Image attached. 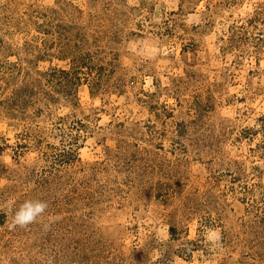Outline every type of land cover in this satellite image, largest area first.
Returning <instances> with one entry per match:
<instances>
[{"label": "rangeland", "instance_id": "1", "mask_svg": "<svg viewBox=\"0 0 264 264\" xmlns=\"http://www.w3.org/2000/svg\"><path fill=\"white\" fill-rule=\"evenodd\" d=\"M0 264H264V0H0Z\"/></svg>", "mask_w": 264, "mask_h": 264}, {"label": "clouds", "instance_id": "2", "mask_svg": "<svg viewBox=\"0 0 264 264\" xmlns=\"http://www.w3.org/2000/svg\"><path fill=\"white\" fill-rule=\"evenodd\" d=\"M9 162L10 159H9ZM48 205L46 202L41 200H28L25 201L17 210L12 218V222L9 225L10 229L16 228H27L31 224L37 222L38 218L43 216L47 209ZM47 225H45V229H47ZM214 238L219 240V234L214 233Z\"/></svg>", "mask_w": 264, "mask_h": 264}]
</instances>
